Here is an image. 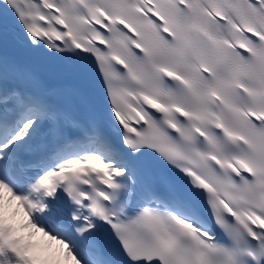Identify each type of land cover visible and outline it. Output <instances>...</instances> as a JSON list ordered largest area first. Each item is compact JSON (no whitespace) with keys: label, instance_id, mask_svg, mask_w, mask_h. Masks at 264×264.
<instances>
[{"label":"snow or ice","instance_id":"obj_1","mask_svg":"<svg viewBox=\"0 0 264 264\" xmlns=\"http://www.w3.org/2000/svg\"><path fill=\"white\" fill-rule=\"evenodd\" d=\"M0 264H264V0H0Z\"/></svg>","mask_w":264,"mask_h":264},{"label":"bare ground","instance_id":"obj_2","mask_svg":"<svg viewBox=\"0 0 264 264\" xmlns=\"http://www.w3.org/2000/svg\"><path fill=\"white\" fill-rule=\"evenodd\" d=\"M13 210H15V203L13 202V205L11 206V209H9V213L11 212V211H13ZM21 217H17V220H19ZM40 236V235H39ZM38 238H42V237H38ZM52 250H54L53 248H52ZM40 252H41V254L42 255H48V249L47 248H45V249H43V250H39Z\"/></svg>","mask_w":264,"mask_h":264}]
</instances>
